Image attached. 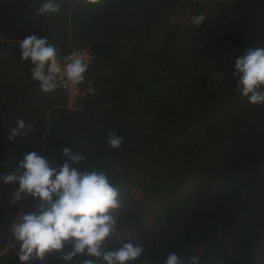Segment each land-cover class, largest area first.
Returning a JSON list of instances; mask_svg holds the SVG:
<instances>
[{
  "label": "trees",
  "instance_id": "trees-1",
  "mask_svg": "<svg viewBox=\"0 0 264 264\" xmlns=\"http://www.w3.org/2000/svg\"><path fill=\"white\" fill-rule=\"evenodd\" d=\"M207 1L58 0L59 13L39 15L44 0H0V175L32 151L57 169L64 148L81 152L85 161L70 166L105 172L120 192L106 248L141 246L135 264H163L171 252L199 264H264V104L240 95L232 75L246 48L264 46V0H215V10ZM182 6L204 13L203 24L176 20ZM27 35L48 39L60 61L76 47L93 53L82 110L65 106L60 87L29 89L32 64L19 48ZM18 119L30 130L9 140ZM108 130L124 137L119 149ZM18 187L0 180V264H105L87 252L63 260L70 242L21 262L11 225L38 200L11 203Z\"/></svg>",
  "mask_w": 264,
  "mask_h": 264
},
{
  "label": "clouds",
  "instance_id": "clouds-1",
  "mask_svg": "<svg viewBox=\"0 0 264 264\" xmlns=\"http://www.w3.org/2000/svg\"><path fill=\"white\" fill-rule=\"evenodd\" d=\"M60 7L58 0H44L38 14L59 13ZM205 19V14L200 13L192 18V23L200 27ZM19 48L21 59L31 61L32 79L39 82L45 93L62 86L58 79L62 72L68 81L78 85L89 69L84 54L64 56L62 67L55 46L46 38L27 35L19 42ZM232 75L237 78L235 88L240 95L253 105L264 104V46L246 48L235 59ZM16 123L7 137L12 141L30 130L23 119ZM106 135V142L113 149H119L124 143V137L115 130H108ZM62 155L67 160L57 169L32 151L18 162L17 172L22 170L21 174L0 175L6 184H19L11 203L21 201L25 195L38 200L34 209L19 214L11 225L14 238L20 242L19 260L28 262L33 257L43 260L46 253L62 250L65 242H70L73 250L62 257L65 261L87 252L105 264H135L144 252L141 246L128 242L116 250L106 248L118 233L115 212L121 206L119 190L103 171L71 167L68 161L74 164L85 161L81 152L64 148ZM84 264H94V261L88 259ZM163 264H199V257L192 255L184 259L171 252Z\"/></svg>",
  "mask_w": 264,
  "mask_h": 264
},
{
  "label": "built area",
  "instance_id": "built-area-1",
  "mask_svg": "<svg viewBox=\"0 0 264 264\" xmlns=\"http://www.w3.org/2000/svg\"><path fill=\"white\" fill-rule=\"evenodd\" d=\"M84 54L87 58L88 64H92L94 60L93 53L86 47H76L68 51L64 56ZM63 67V60L61 61ZM62 84L60 87L65 93V106L70 110L80 111L83 109L81 100L85 98L86 94L94 91L92 84L89 81L85 82V79L78 85L72 84L66 79L63 72L61 77L58 78Z\"/></svg>",
  "mask_w": 264,
  "mask_h": 264
},
{
  "label": "rangeland",
  "instance_id": "rangeland-1",
  "mask_svg": "<svg viewBox=\"0 0 264 264\" xmlns=\"http://www.w3.org/2000/svg\"><path fill=\"white\" fill-rule=\"evenodd\" d=\"M192 0H180L179 2V5H183V2H187V3H190ZM207 2H209V4H207L206 6L208 8H210L211 10H215L216 9V2L215 0H208ZM184 6V5H183ZM181 7L177 10H174L172 12V16L176 19V20H179V21H182V22H185V23H188L189 20L191 18H193V12L191 10H189L188 8L186 7ZM131 191H129V196L132 198V199H136L138 197V188L137 187H134V188H131L130 189ZM129 202L131 203L130 204V207H134L135 206V203L136 202H133L130 198H129ZM122 203V202H121ZM123 231V230H122ZM119 232V234L121 235V232ZM129 234V233H128ZM126 231H124V236L128 235Z\"/></svg>",
  "mask_w": 264,
  "mask_h": 264
},
{
  "label": "water",
  "instance_id": "water-1",
  "mask_svg": "<svg viewBox=\"0 0 264 264\" xmlns=\"http://www.w3.org/2000/svg\"><path fill=\"white\" fill-rule=\"evenodd\" d=\"M40 1H41V0H37L36 3L40 2ZM30 12H31V14L34 16V6L31 7ZM36 21H37L38 25H40V26L42 25V23H41L38 19H36ZM43 29H44V28H43ZM35 82H36V81L33 80V82H32V83L30 84V86H29V89H31V88L33 87V85L35 84ZM8 111H9V109H7V111H6V115H5V117H4V123H6V120H7V113H8ZM2 132H3V133L5 132V127H3ZM0 162H1V160H0ZM0 174H1V163H0ZM1 187H2V186H1ZM0 213H1V206H0ZM0 230H1V227H0Z\"/></svg>",
  "mask_w": 264,
  "mask_h": 264
}]
</instances>
